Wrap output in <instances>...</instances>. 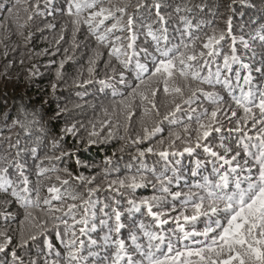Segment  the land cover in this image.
I'll return each mask as SVG.
<instances>
[{
  "label": "snow or ice",
  "instance_id": "6c2138e0",
  "mask_svg": "<svg viewBox=\"0 0 264 264\" xmlns=\"http://www.w3.org/2000/svg\"><path fill=\"white\" fill-rule=\"evenodd\" d=\"M0 264H264V0H0Z\"/></svg>",
  "mask_w": 264,
  "mask_h": 264
}]
</instances>
